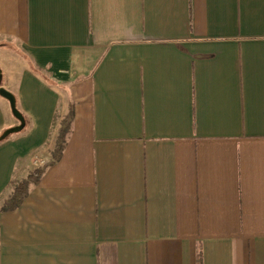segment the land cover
<instances>
[{
	"label": "crops",
	"instance_id": "1",
	"mask_svg": "<svg viewBox=\"0 0 264 264\" xmlns=\"http://www.w3.org/2000/svg\"><path fill=\"white\" fill-rule=\"evenodd\" d=\"M0 68V264H264V0H0Z\"/></svg>",
	"mask_w": 264,
	"mask_h": 264
},
{
	"label": "trees",
	"instance_id": "2",
	"mask_svg": "<svg viewBox=\"0 0 264 264\" xmlns=\"http://www.w3.org/2000/svg\"><path fill=\"white\" fill-rule=\"evenodd\" d=\"M74 120V109H70V112L60 121L59 126L57 127V140L56 146L52 152L51 161L47 164V166L41 167L37 171L31 172L27 178L14 181L13 183V193L9 199V205L3 207L4 210H12L16 209L22 204L24 198L29 194L30 187L32 185L38 184L41 175L44 173L45 169L51 165H54L58 162L68 144L71 132L72 125ZM4 141V140H3ZM2 142V141H0Z\"/></svg>",
	"mask_w": 264,
	"mask_h": 264
},
{
	"label": "water",
	"instance_id": "3",
	"mask_svg": "<svg viewBox=\"0 0 264 264\" xmlns=\"http://www.w3.org/2000/svg\"><path fill=\"white\" fill-rule=\"evenodd\" d=\"M2 83H3V73H2V69L0 68V96L9 102L12 115L18 120L19 124L17 126L5 130L0 136V141L6 140L10 136L20 133L25 128L26 125L25 118L17 107V101L15 95L6 88H4Z\"/></svg>",
	"mask_w": 264,
	"mask_h": 264
},
{
	"label": "built area",
	"instance_id": "4",
	"mask_svg": "<svg viewBox=\"0 0 264 264\" xmlns=\"http://www.w3.org/2000/svg\"><path fill=\"white\" fill-rule=\"evenodd\" d=\"M48 163V160L47 159H42V158H39L37 156H35L33 158V164L36 165V166H40V165H46Z\"/></svg>",
	"mask_w": 264,
	"mask_h": 264
}]
</instances>
